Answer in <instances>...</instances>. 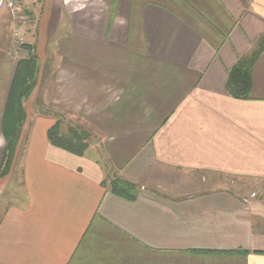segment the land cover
<instances>
[{
	"label": "crops",
	"instance_id": "0c3cea01",
	"mask_svg": "<svg viewBox=\"0 0 264 264\" xmlns=\"http://www.w3.org/2000/svg\"><path fill=\"white\" fill-rule=\"evenodd\" d=\"M88 1L24 0L33 53L70 46L0 177V264H264V51L247 98L226 89L264 48V0ZM59 118L83 156L49 143Z\"/></svg>",
	"mask_w": 264,
	"mask_h": 264
},
{
	"label": "trees",
	"instance_id": "16d2710c",
	"mask_svg": "<svg viewBox=\"0 0 264 264\" xmlns=\"http://www.w3.org/2000/svg\"><path fill=\"white\" fill-rule=\"evenodd\" d=\"M264 51L261 43L249 55L239 59L228 74L226 89L237 99L247 98L251 86V70L258 57ZM32 55L20 59L14 69L11 83L7 92L1 118L0 130L5 143L0 164V177L6 176L12 165L17 146L22 139L26 114L23 103L32 94L37 81V62ZM83 135L77 130H70L67 137H60L58 124L51 126L47 131L49 143L68 153L81 156L85 146L82 144ZM111 191L122 198L132 199L133 185L115 179L110 182Z\"/></svg>",
	"mask_w": 264,
	"mask_h": 264
},
{
	"label": "rangeland",
	"instance_id": "374dc122",
	"mask_svg": "<svg viewBox=\"0 0 264 264\" xmlns=\"http://www.w3.org/2000/svg\"><path fill=\"white\" fill-rule=\"evenodd\" d=\"M79 3L85 4L87 6L89 5L88 0H79ZM34 10L35 8L32 9V7H28V5L26 6L24 4V0H0V106L3 102L5 94L7 93V85L11 80V77L13 75L12 73L14 72L15 66L20 59H24L30 54V56L32 55L31 58L36 60V84L38 82L42 85L39 94L42 93L43 95H45V90L51 89V87H49V82L53 78L54 65L55 63L58 64L60 60L58 56L54 55V52L61 49L63 50V48L70 46V41L66 40L64 34L61 33L59 40L52 39L48 42L49 47H47L48 50L45 51L44 54H42L41 52H39V54L36 52L33 53L31 49L33 46V38L30 37V35L33 33H30L29 30H27V27H30V21L34 20ZM54 47H56L55 50ZM35 88L33 90V93L35 91ZM32 96H29L30 98L27 101H24L25 106L26 103L27 105L31 104L33 98ZM32 105L34 111L37 112V109L41 112L44 111L41 106L36 107V101L32 103ZM47 112L50 114L53 113L52 109L48 110ZM30 119L31 118L28 117L26 118V122L24 125L25 130L27 127L30 128L32 125V120ZM57 120L59 121V136L64 138L67 137L68 132L70 131L68 130V128H72L71 125H73L74 127L75 123L70 122L69 119L66 118H59ZM77 131L79 132V135H83L82 144L85 146L84 152L81 155L83 156L88 149V146L90 144L89 142H91V136L89 131ZM23 136L24 135H22L23 140L21 139V141L25 142V138ZM19 159L20 157H18L17 160L19 161ZM14 175H19V168H16ZM10 180L13 181V176H11ZM112 180H115V178H112L111 181ZM6 192L11 196V198H13L14 195H17V189H11L10 186H7ZM258 197H260V195H258Z\"/></svg>",
	"mask_w": 264,
	"mask_h": 264
}]
</instances>
